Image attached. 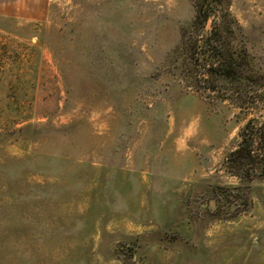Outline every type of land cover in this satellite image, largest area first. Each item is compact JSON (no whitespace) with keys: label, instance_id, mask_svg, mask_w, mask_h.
Masks as SVG:
<instances>
[{"label":"rangeland","instance_id":"374dc122","mask_svg":"<svg viewBox=\"0 0 264 264\" xmlns=\"http://www.w3.org/2000/svg\"><path fill=\"white\" fill-rule=\"evenodd\" d=\"M229 10L264 76V0ZM194 16L193 0L0 2V264H264V174L231 156L263 127L264 84L201 81Z\"/></svg>","mask_w":264,"mask_h":264},{"label":"trees","instance_id":"16d2710c","mask_svg":"<svg viewBox=\"0 0 264 264\" xmlns=\"http://www.w3.org/2000/svg\"><path fill=\"white\" fill-rule=\"evenodd\" d=\"M193 2L194 19L187 27L188 30L182 32V39L187 35L189 37L185 59L188 60L191 71L196 72L200 68L201 81L215 84L231 83L233 92L238 95H245L249 86L254 87L255 94L258 93L264 84L261 81L264 76L260 73H249L247 51L242 45L232 46L228 39L241 30L229 10L231 0H193ZM209 20L210 28L207 30ZM201 31L205 32V36L201 35ZM197 80L200 82L199 79ZM249 128L251 133L247 134L246 130ZM253 129L252 121L249 120L241 131L239 145L231 156L240 161L244 160L245 164L252 165L264 174V132L261 131L264 130V124L259 130L253 131ZM257 150L262 152L257 154Z\"/></svg>","mask_w":264,"mask_h":264},{"label":"crops","instance_id":"0c3cea01","mask_svg":"<svg viewBox=\"0 0 264 264\" xmlns=\"http://www.w3.org/2000/svg\"><path fill=\"white\" fill-rule=\"evenodd\" d=\"M20 1L31 4L44 2V0H0V2H5V3H17Z\"/></svg>","mask_w":264,"mask_h":264}]
</instances>
